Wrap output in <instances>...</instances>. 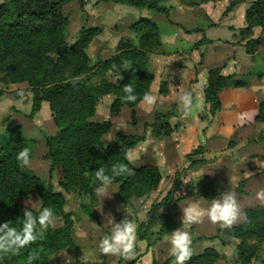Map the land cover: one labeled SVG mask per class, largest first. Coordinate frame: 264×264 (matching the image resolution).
Returning a JSON list of instances; mask_svg holds the SVG:
<instances>
[{
  "label": "trees",
  "instance_id": "16d2710c",
  "mask_svg": "<svg viewBox=\"0 0 264 264\" xmlns=\"http://www.w3.org/2000/svg\"><path fill=\"white\" fill-rule=\"evenodd\" d=\"M70 1L0 0V97L10 85L24 83V90L32 93L33 111L38 110L43 102L48 104L57 130L45 138L46 156L50 161V171L58 172L61 189L88 195L92 206L96 200L95 188L99 183L95 171L100 166L110 170L112 165L124 163L134 170V174L116 177L113 183L118 184L119 200L128 203L129 197L151 191L160 179L156 167L137 168L125 158L127 151L142 142L144 137L116 133L112 143H104L102 139L110 130V121L94 122L90 118L95 114L96 105L103 95H113L109 107L112 116L118 115L123 106L132 108L139 103L140 99L135 103L122 102V87L126 84H131L134 94L140 98L149 91L153 80L149 57L162 45L160 31L156 22L149 18H140L129 26L132 38L120 39L113 56L126 61L128 69L123 70L118 81H111L107 79V73L113 57L92 60L86 52L100 29H85L73 44L68 43L66 29L69 20L62 12V7ZM101 1L146 9L162 14L165 18L170 16V8L165 6L166 0ZM208 1L213 0H190L189 4L198 5ZM238 1L234 0L231 5ZM255 27L264 32V0H256L248 7L245 11V27L235 35L236 42L242 44L249 54L254 52L260 42L258 38L252 37ZM192 31L201 30L195 28ZM204 42L209 41L201 39L195 46ZM71 80L77 82L73 84L69 82ZM241 84L243 82L236 80L233 75H222L220 68L211 69L203 88L204 100L209 105L207 116L212 117L220 110L219 92L223 88ZM164 85L163 88L160 86V91L165 89ZM172 116V110L156 111L152 126L160 124L159 129H163L167 135L171 132L168 120ZM255 121H264V102L258 106ZM25 147L30 148V145L20 127L10 126L0 132V224L9 222L17 230L21 228L24 217L17 198L30 188H37L42 208H50L55 215H61L63 224L58 229L49 228L43 235L38 228L34 243L22 249L18 255L4 254L0 264H27L30 254L37 255L33 264H48L47 257L62 248L77 251L70 234L73 221L68 220L70 214L62 209L61 195L52 192L50 182L44 186L27 168L19 166L16 156ZM210 186L199 184L195 193L210 201L216 197ZM176 201L169 197L166 207L171 208ZM244 213L247 214V221L232 227L233 236L239 240L233 254L234 264H251L258 256L259 243L264 241V206L246 208ZM89 217L96 218L92 212ZM157 220L161 221L159 235L176 226L170 213L151 217L144 225L152 226ZM142 227L140 223L137 235ZM142 232L137 239L148 242L150 234ZM247 240L254 243H247ZM220 256L215 248L206 247L199 253H193L186 264H215ZM167 260H174V257L170 255Z\"/></svg>",
  "mask_w": 264,
  "mask_h": 264
},
{
  "label": "rangeland",
  "instance_id": "374dc122",
  "mask_svg": "<svg viewBox=\"0 0 264 264\" xmlns=\"http://www.w3.org/2000/svg\"><path fill=\"white\" fill-rule=\"evenodd\" d=\"M168 1L169 0L165 1V6L170 8L171 15L175 7L171 8L168 5ZM182 1H184L183 3H185V5H190V0ZM101 2L100 0H72L62 7V12L69 20L66 29V39L69 44H73L85 29H100V32L93 38L89 47L86 49L88 56L92 60H105L113 57L111 54L113 50L115 52V46L119 40L132 38L129 32V26L131 24L127 26L129 23L126 21L127 17L132 18L131 8L127 5L122 6L111 2L106 6ZM89 4L91 7H86V5ZM118 7L121 8L119 9ZM140 18L143 17L139 16L138 20ZM181 18H179L180 21L185 24L192 23L191 18L187 16ZM149 19L153 20V18ZM121 62L125 64L124 61L119 59L115 60L116 65H119ZM111 67L108 70L110 74L107 73V79L118 81L122 75L119 79L115 78L117 75L115 76L111 73H115L114 71L116 69L113 70ZM162 84L163 82L160 83V86L163 88ZM160 86L159 93L152 94L157 98H159L157 94H164L165 92V89L160 91ZM25 88L26 85L24 83H18L12 84L7 89H4L5 92L0 97V132L10 126L20 127L23 136L29 141L30 145L31 163L30 167L27 169L32 175L41 180L44 186L47 182H50L52 192L61 195L62 209L65 213L70 214L68 220L73 221L70 234L77 247L76 252L66 247L50 254L47 257L48 264H66V259L64 257L66 253L67 256L72 258L71 264H97V259L91 257L93 256L91 251L92 245L89 240H91L93 236L92 229L98 227L101 233H103V236L104 233L106 236L108 235L105 230V217L101 215V210H99L100 206L97 203V195L95 194L96 200L95 202L93 201L94 205L91 206V200L88 195L79 194L76 190L65 191L61 189L59 186L58 172L57 170L50 171V161L46 156L47 148L45 145V138L48 135H53L57 130L51 116V111L48 104L45 102L41 103L38 110L33 111L32 93L24 90ZM112 100L113 95L101 96L97 103L98 106L96 105L95 114L90 118V120L94 122L110 121V130L103 136L102 141L104 143H112L116 133L144 137L141 143L136 144L127 151V155L132 157L133 166L137 168L142 166H153L157 168L160 175L158 184L151 191L140 196L129 197L128 203L122 202L123 208L117 213V219L123 220L126 217L136 224L137 228L140 223L143 224L141 232L145 231L144 233L150 234V240L148 238L147 242L146 240L136 239V242L143 241L146 248H148L147 245L150 243H153L151 247L158 245L155 253L156 259L160 264H169L174 261L167 260L170 256L169 254L167 257L170 249L168 239L173 232L171 230L182 227V230L185 229L186 231L188 226H192L193 229L194 226L199 225H182V217H175V214L181 212L183 204L184 206L187 205L186 203L180 204L178 202L184 199L189 192H195L197 185L203 183L210 184V188L215 191L216 195L217 193L219 194L227 190L235 192L243 212L246 207L264 206V204L259 203L260 201L256 199V193L260 189H264V121H256L257 124L247 128V131L250 133V140L229 141L225 147L217 150V153H215V151L210 152L209 150L205 153H201L203 149H197V146L194 148L195 150L197 149L194 154L187 151V154L183 156H175L173 153L167 156V154H165L167 149H176L175 145L185 148V142H183V140H177L176 136L172 133V125H170L171 132L165 135V131L159 129L160 124L152 126L154 120H148L152 111L149 113L142 109L139 116L136 118L133 107L129 108L127 106H123L126 107L123 108L124 112L120 109V115L112 116L108 108ZM167 110L170 111L172 108L159 111ZM131 113L134 114L131 115ZM201 117L204 120L207 119L206 109L204 110V114H201ZM257 144L262 146V152H260L262 156H258L259 151H257ZM187 145L188 142L186 143V146ZM189 145H191V143ZM192 145L195 146L196 143ZM189 149L190 146H187V148L182 151ZM178 151L175 152L176 155ZM192 161H194L195 164H191ZM252 165L253 170L248 171V168ZM196 180L197 182H195ZM194 182L196 184H194ZM112 184L116 185L118 188V184ZM169 197L177 199L175 205L171 208H167L165 204ZM17 203L22 214H24L26 207L37 216L43 209L37 188H30L26 194L19 195ZM65 209H67V211ZM91 212L96 216L95 219L89 217V213ZM165 213L172 214L174 222L177 225L169 232L159 235L158 232L161 227L160 220H157L152 226L144 225L149 218ZM56 217L57 226L55 228L58 229L63 224V218L61 215H56ZM202 223L204 224L206 221L204 220ZM242 223L243 222L238 223L237 225ZM217 226L215 239L207 240L206 238L212 236H207L206 234V237L198 236L197 234L196 236L191 235L193 253H199L203 247L211 246L215 249L217 248V251L222 256L220 261L225 260V262L223 261L224 264H230L233 261L235 246L239 240L233 236L232 228L222 229L219 225ZM44 232L45 231L40 230L42 235ZM141 232L137 235L138 237H141L143 233ZM199 232L202 234L205 233L201 228ZM165 235L167 236L165 237ZM198 239L201 241L205 239V241H207L203 242L205 246H202L203 243L197 244L195 241ZM246 242L254 243L251 240H247ZM258 247V256L251 264H264V241L259 243ZM94 248L96 247L94 246ZM136 249H138L137 246ZM224 255H226V257H223ZM107 259L110 260L108 264H117L118 259L121 260L122 258L107 256ZM104 260H106V258L102 259V261ZM98 264H100V261H98Z\"/></svg>",
  "mask_w": 264,
  "mask_h": 264
},
{
  "label": "crops",
  "instance_id": "0c3cea01",
  "mask_svg": "<svg viewBox=\"0 0 264 264\" xmlns=\"http://www.w3.org/2000/svg\"><path fill=\"white\" fill-rule=\"evenodd\" d=\"M233 1L213 0L198 5H185L182 0H169L168 5L171 8L175 7L169 18L145 9L139 10L130 7L132 18L127 17L126 21L129 23L127 26L138 20L139 16L153 18L161 35V47L149 57L154 78L148 92L151 94L159 93L161 82L165 83V92L164 94H157L159 98H157V104L154 108L148 109L140 101L133 107V110L136 118L142 109L149 113L152 111L148 120L153 121L156 111L172 108L173 116L169 118L168 123L172 125V133L176 136V139L185 142V148L175 145L176 149H167L165 153L167 156L171 153L175 154V156H183L187 154V151L193 154L194 148L197 146V149H203L201 153H205L207 150L217 153L216 151L225 147L229 141H248L251 139L247 128L257 124L255 116L258 112V106L264 102V32L259 27L253 28L252 37L258 38L260 42L253 53H247L245 47L236 42L235 35L239 29L245 27V11L256 0H239L231 5ZM101 3L106 6L110 4V2ZM118 8L120 9L121 7ZM185 16L191 18L192 23L185 24L181 22L179 18ZM195 28L201 31L193 32L192 29ZM201 39H206L209 42L195 46V43ZM114 53L113 50L111 55L114 56ZM116 59L124 60L113 57L111 68L116 70L114 71L115 73L111 74L117 75L115 78L119 79L124 70V63L121 62L116 65ZM124 62V65L127 66L126 61ZM214 68H220V73L224 76L233 75L236 80L243 82V84L223 88L219 92L220 110L212 117L207 116V119L204 120L201 114H204L205 109L208 110L209 105L204 100L203 86L206 83L208 72ZM108 74H110V71ZM184 91L191 92L193 97L192 111L188 114H184L179 108V97ZM123 108L126 107H122L121 111H123ZM186 141L190 149L182 151L187 148ZM190 143L191 145H189ZM195 143L196 145L193 146L192 144ZM256 147L257 151H259L258 156H262L260 154L262 146L257 144ZM176 151H178L177 155ZM252 167L253 165L248 168V171H252ZM195 182L194 184H196ZM108 196L110 197H105L103 201L101 197L97 196V203L102 208L104 217L111 214L116 222H120L121 220L117 219V213L123 208V203L117 197L116 185L112 184L108 188ZM211 201H205L193 191V193L189 192L178 203L187 204L186 206L183 204L182 208L194 204L193 206H199L201 210H206L210 206ZM182 215L181 210L179 214H175V217L179 218ZM205 221L206 223H200L201 225H196L193 229L192 226H188L186 231L194 236L196 234L198 236H205V234L207 236L215 235L218 226L211 224L206 218ZM200 228L205 231L204 234L199 232ZM174 229L171 231H174ZM105 230L109 235L110 227L107 224ZM92 232L93 236L89 240L92 245L93 256L91 257L97 259V264L98 261H100V264H108L110 260L107 259V256L101 255L98 248L101 238L106 235L104 233L103 236L98 227H94ZM203 240L198 239L195 242L197 244L207 242L205 239ZM136 246L138 248L135 249L136 259L127 262V264H160L156 259L155 253L158 245L146 248L145 243L139 241L136 242ZM202 246H205L204 243ZM206 247H203L202 250ZM168 256L169 253L167 254ZM223 257H226V255ZM104 258H106L105 262L102 261ZM220 260L215 264H224L225 260H223L224 262ZM117 264H126V262L123 259H118ZM169 264H174V261ZM230 264H234L233 261Z\"/></svg>",
  "mask_w": 264,
  "mask_h": 264
},
{
  "label": "clouds",
  "instance_id": "9594fccd",
  "mask_svg": "<svg viewBox=\"0 0 264 264\" xmlns=\"http://www.w3.org/2000/svg\"><path fill=\"white\" fill-rule=\"evenodd\" d=\"M91 7V5H86ZM124 69H128L123 65ZM75 84L76 80L69 81ZM124 93L120 97L122 102L135 103L140 99L143 106L152 109L157 104V97L150 92H145L140 98L134 94V88L131 84L122 87ZM193 97L189 91H184L179 97V108L184 114L192 111ZM110 141V140H109ZM107 145H104L106 148ZM129 163H132V157L126 154L125 157ZM19 166L23 168L30 167V149L25 147L21 149L16 156ZM110 171V174H109ZM133 175L134 170L127 164L119 163L112 165L110 170L100 166L95 171V178L99 182L95 188V194L102 198L108 196V188L112 185L116 177L122 175ZM256 199L264 204V189L256 193ZM67 211V209H65ZM101 215L104 216L102 208ZM182 225H193L202 223L205 218L213 225H219L222 229H231L238 223L247 221V214L243 212L238 203L237 194L233 191L220 192L211 201L206 210H201L199 206H188L182 208ZM23 223L19 230L11 227L9 222L0 224V258L4 254H20L21 250L31 245L37 240V229L47 231L49 228L55 229L57 226V217L50 208H43L39 215H34L29 208H25L23 214ZM106 223L110 227V234L101 238L98 248L103 256L121 257L127 264L136 259V239L137 225L126 217L120 222H116L111 214L105 217ZM170 244L169 254L174 257V264H186L193 255L192 237L188 231L182 230V227L173 231L168 239ZM66 264H71L72 258L65 254ZM37 259L36 254H30L27 258V264H33Z\"/></svg>",
  "mask_w": 264,
  "mask_h": 264
}]
</instances>
